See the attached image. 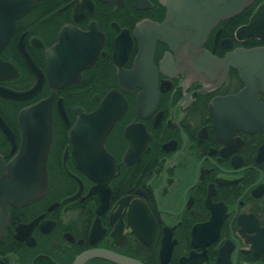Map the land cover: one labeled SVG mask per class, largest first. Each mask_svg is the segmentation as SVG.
I'll return each mask as SVG.
<instances>
[{
	"label": "flooded vegetation",
	"instance_id": "obj_1",
	"mask_svg": "<svg viewBox=\"0 0 264 264\" xmlns=\"http://www.w3.org/2000/svg\"><path fill=\"white\" fill-rule=\"evenodd\" d=\"M160 1L0 0V264H264V74L235 57L264 48L237 35L264 0L192 62L150 48ZM107 97L101 148L76 154L78 120ZM47 99V189H6L18 113Z\"/></svg>",
	"mask_w": 264,
	"mask_h": 264
},
{
	"label": "water",
	"instance_id": "obj_2",
	"mask_svg": "<svg viewBox=\"0 0 264 264\" xmlns=\"http://www.w3.org/2000/svg\"><path fill=\"white\" fill-rule=\"evenodd\" d=\"M160 2L166 8V16L161 24H152L149 28L152 34L150 48L154 45V41L159 40L166 43L175 53L179 50L186 52L188 56L184 59L192 62L194 55L200 51L201 44L216 23L220 19L237 15L253 0H161ZM17 9L15 7L13 11ZM262 26H264V5L247 26L237 31V35L263 38ZM233 57V55L228 56L217 64H231ZM235 57L242 60L244 69L241 73L244 77L252 79L250 76L254 77L259 73L257 70L259 67L264 74V48L240 51ZM262 82L264 88V76ZM33 94V90L19 94L8 92L7 98L26 100ZM50 103V99L39 101L18 113L21 142L18 151L5 167L7 172L3 178L6 189H47L46 158L52 126ZM110 107L111 97H107L101 110L78 120L80 123L90 124L82 127L81 123L74 132L76 154L81 153L84 148L89 154L99 151L102 140L113 123L114 110H109ZM94 131H101L100 138L86 134ZM77 163L79 164V160Z\"/></svg>",
	"mask_w": 264,
	"mask_h": 264
}]
</instances>
